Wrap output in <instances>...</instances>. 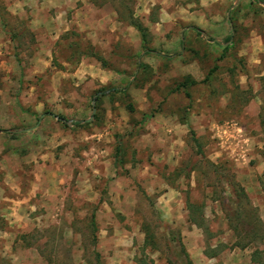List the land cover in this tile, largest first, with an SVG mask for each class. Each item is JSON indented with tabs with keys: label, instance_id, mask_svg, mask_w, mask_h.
Here are the masks:
<instances>
[{
	"label": "rangeland",
	"instance_id": "rangeland-1",
	"mask_svg": "<svg viewBox=\"0 0 264 264\" xmlns=\"http://www.w3.org/2000/svg\"><path fill=\"white\" fill-rule=\"evenodd\" d=\"M263 180L257 0H0V264H264Z\"/></svg>",
	"mask_w": 264,
	"mask_h": 264
},
{
	"label": "trees",
	"instance_id": "trees-1",
	"mask_svg": "<svg viewBox=\"0 0 264 264\" xmlns=\"http://www.w3.org/2000/svg\"><path fill=\"white\" fill-rule=\"evenodd\" d=\"M257 2L260 3V4H262V5H264V0H257ZM137 28H138V27H137ZM139 32H141V29H139ZM229 40H230V37H227V39H226L225 41L228 42ZM59 120H61V119H59ZM78 124H79V123H73V125H75V126L78 125ZM116 152H117V154H118V152H119V148L116 149ZM261 190H262V192H263V194H264V180L261 181ZM91 219H92V220H91L92 227H94V217L92 216ZM145 243H146V241H145ZM147 243H148V241H147ZM181 252H182L183 255H184V258H185V260H186V264H191V263L189 262L188 258H187V255H186V253H185L183 247H181Z\"/></svg>",
	"mask_w": 264,
	"mask_h": 264
}]
</instances>
